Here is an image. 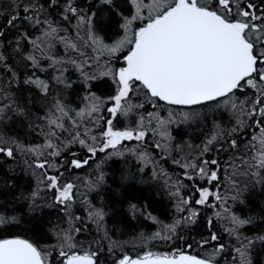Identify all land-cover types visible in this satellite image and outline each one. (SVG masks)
Segmentation results:
<instances>
[{
    "label": "trees",
    "instance_id": "16d2710c",
    "mask_svg": "<svg viewBox=\"0 0 264 264\" xmlns=\"http://www.w3.org/2000/svg\"><path fill=\"white\" fill-rule=\"evenodd\" d=\"M135 1L0 0V245L27 242L42 264H264V0H194L243 30L257 64L192 108L138 79L117 104L138 32L177 7L131 37Z\"/></svg>",
    "mask_w": 264,
    "mask_h": 264
},
{
    "label": "water",
    "instance_id": "95a60500",
    "mask_svg": "<svg viewBox=\"0 0 264 264\" xmlns=\"http://www.w3.org/2000/svg\"><path fill=\"white\" fill-rule=\"evenodd\" d=\"M256 64L241 28L191 3L174 8L141 28L125 59V70L126 80L138 76L153 98L169 106L192 108L232 94L255 74ZM0 264L42 262L29 243L9 241L0 245ZM65 264H95V259L75 254Z\"/></svg>",
    "mask_w": 264,
    "mask_h": 264
},
{
    "label": "rangeland",
    "instance_id": "374dc122",
    "mask_svg": "<svg viewBox=\"0 0 264 264\" xmlns=\"http://www.w3.org/2000/svg\"><path fill=\"white\" fill-rule=\"evenodd\" d=\"M174 1L175 0H149V1L136 0L135 1V15L127 23V29L129 30L128 31L129 35L131 34L130 36L132 37L131 31H132V28L136 22L156 17L161 12H163L167 7H169ZM192 2H194V0H177L176 4H177V6H186ZM127 44H129V41L125 40L120 45V47H124ZM114 50H116V48ZM126 74H127V72H126L125 68L119 70V72H118L119 80H120L121 86H122V89H121L122 91L123 90L126 91L129 87L130 82L133 79H137V76H135L130 81H127L126 80ZM31 81L35 86L40 88L42 91L47 90L48 84L46 83V81H44L40 78H36V77L32 78ZM124 96H125V93L121 94V96L116 98L117 104H119L123 100ZM107 134H108V137L114 136L115 140L121 139V138L128 139L131 136L133 138H135V136L131 133L121 134V133H115L114 131H111V130H109L107 132ZM204 193L207 194V191H205ZM177 257L178 256H176V255H170V256H166V257L158 256L157 261L163 260V261H170L171 262L173 260L175 261ZM146 261H149L151 263H157L156 259H150V260H146Z\"/></svg>",
    "mask_w": 264,
    "mask_h": 264
},
{
    "label": "bare ground",
    "instance_id": "6f19581e",
    "mask_svg": "<svg viewBox=\"0 0 264 264\" xmlns=\"http://www.w3.org/2000/svg\"><path fill=\"white\" fill-rule=\"evenodd\" d=\"M39 78V77H38ZM40 79H42V78H40ZM43 80V79H42Z\"/></svg>",
    "mask_w": 264,
    "mask_h": 264
}]
</instances>
